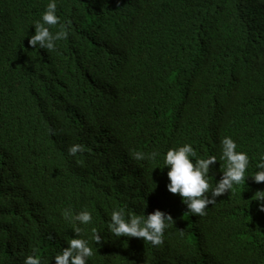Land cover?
Wrapping results in <instances>:
<instances>
[{
    "label": "trees",
    "instance_id": "16d2710c",
    "mask_svg": "<svg viewBox=\"0 0 264 264\" xmlns=\"http://www.w3.org/2000/svg\"><path fill=\"white\" fill-rule=\"evenodd\" d=\"M49 0H0V264H41L81 225L88 264H264V212L251 176L193 215L168 191L163 154L190 144L214 155L209 182L222 178L221 141L250 157L264 153V0H56L68 36L55 50L28 43ZM84 151L68 154L72 144ZM160 153L136 160L134 152ZM160 165V166H157ZM211 197V191L207 193ZM159 201L192 223L206 218L198 248L115 237L125 218ZM176 211V214L174 213ZM177 215V216H176ZM79 222H77L78 224ZM101 236L91 240V229Z\"/></svg>",
    "mask_w": 264,
    "mask_h": 264
},
{
    "label": "clouds",
    "instance_id": "9594fccd",
    "mask_svg": "<svg viewBox=\"0 0 264 264\" xmlns=\"http://www.w3.org/2000/svg\"><path fill=\"white\" fill-rule=\"evenodd\" d=\"M56 10V0H49L40 20L32 24L35 27V33L29 37L30 45L52 51L56 49L57 41L64 40L68 36V28L64 24L60 25L59 30L50 31L51 26L60 22ZM221 146L220 159L225 162V168L222 178L216 181L215 185L209 182V167L217 161V157L214 155L197 157L193 147L188 143L169 148L163 154V166L157 165L161 168L168 167L169 183L166 185L168 191L178 193L182 202L187 205L188 211L193 215L204 216L206 205L214 204L215 197L231 191L234 185L245 183L248 176L257 183L264 182V153L259 154L254 174L246 175V169L250 163L249 155L245 151H237V143L230 136L222 139ZM78 151H84L83 145L77 143L68 148L69 155H75ZM158 156L160 153L156 150L150 153L142 151L133 153L136 160H155ZM209 191H211V197L207 195ZM254 199L258 202L259 211L264 212V191H256ZM158 203L159 201H155L145 206L137 212V215L129 213L127 218L122 209L113 210L107 225L109 231L115 237L126 236L125 239L130 242L144 240L154 246L168 242L179 249L181 247L178 241L183 243L185 236H188L198 248L200 231L207 217L198 223H192L185 215H181L176 228L173 229L171 211L167 206H159ZM174 213L176 214V211ZM64 217L72 225L71 228L76 236L67 241V247L54 255L55 264H88L94 251L89 240L83 238L86 234L81 225H89L93 219L92 214L83 210L73 215L71 210H65ZM91 240L97 244L101 240V236L94 228L91 229ZM23 264H41V261L33 254L27 255Z\"/></svg>",
    "mask_w": 264,
    "mask_h": 264
},
{
    "label": "bare ground",
    "instance_id": "6f19581e",
    "mask_svg": "<svg viewBox=\"0 0 264 264\" xmlns=\"http://www.w3.org/2000/svg\"><path fill=\"white\" fill-rule=\"evenodd\" d=\"M250 166V165H249Z\"/></svg>",
    "mask_w": 264,
    "mask_h": 264
}]
</instances>
